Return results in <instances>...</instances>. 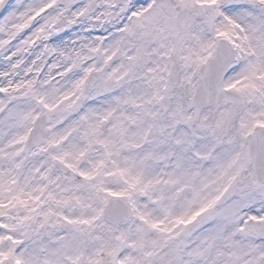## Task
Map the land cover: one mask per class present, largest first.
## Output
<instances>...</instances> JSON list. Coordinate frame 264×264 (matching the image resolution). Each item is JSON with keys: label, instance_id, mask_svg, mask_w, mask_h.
I'll use <instances>...</instances> for the list:
<instances>
[{"label": "snow or ice", "instance_id": "snow-or-ice-1", "mask_svg": "<svg viewBox=\"0 0 264 264\" xmlns=\"http://www.w3.org/2000/svg\"><path fill=\"white\" fill-rule=\"evenodd\" d=\"M0 264H264V0H0Z\"/></svg>", "mask_w": 264, "mask_h": 264}]
</instances>
